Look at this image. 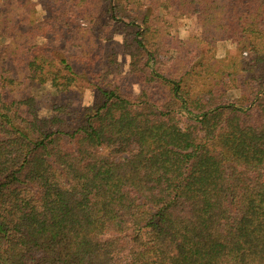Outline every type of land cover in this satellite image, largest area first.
I'll list each match as a JSON object with an SVG mask.
<instances>
[{"label":"trees","instance_id":"16d2710c","mask_svg":"<svg viewBox=\"0 0 264 264\" xmlns=\"http://www.w3.org/2000/svg\"><path fill=\"white\" fill-rule=\"evenodd\" d=\"M0 1V38L9 39L0 63V264H264V92L247 107L264 88V0H104L99 37L130 26L128 72L153 82V97L124 92L108 70L79 68L69 48L46 43L59 44L60 33L29 43L21 59L30 82L97 90L68 116L8 96L19 84L9 64L15 21L10 0ZM179 5L197 35L168 30L164 17ZM73 7L32 23L59 30ZM219 41L236 49L216 56Z\"/></svg>","mask_w":264,"mask_h":264},{"label":"rangeland","instance_id":"374dc122","mask_svg":"<svg viewBox=\"0 0 264 264\" xmlns=\"http://www.w3.org/2000/svg\"><path fill=\"white\" fill-rule=\"evenodd\" d=\"M143 3H147V1L143 0ZM9 5L15 21V26L10 34L15 37L13 43L16 44L15 52L17 54L15 55L16 62L11 60L9 64L12 74L17 77L19 83L8 92L9 97L16 99L31 97L35 110L37 109L38 113L43 116L52 114L68 116L94 102L97 98L98 92L93 88L65 87L56 83L52 77L41 84L30 82L29 78H26V73L23 71L24 63L21 59L23 56L22 49L29 43L40 45L41 42L45 41L44 37L52 38L53 33L61 34V42L58 44L59 41H57L53 44V42L46 41V43H51L52 45L50 46L57 45L69 48V52L74 54L76 62L82 63L79 68H87L93 72L98 70L101 74H103L104 70H108L109 72H106L108 81L117 84L124 92L131 95H136L140 90H144L152 97L160 94L156 86L153 88V82H139L136 77L128 72V55L123 48V42L124 40L129 42L128 30L130 26L127 29L115 32L112 40L99 37V32H102V36H107V26L104 23L102 24L105 21L101 15L104 0H10ZM72 6H74L72 9L74 13L77 8L81 9L83 7L88 8L90 13L85 16L82 13L80 16H76L74 13L67 14L65 12L64 18L70 17L68 22L63 21L64 24L61 22L57 23H61L59 30L57 27L50 26L37 29L36 25L34 26L32 23L33 18L39 19L45 14L53 15L57 8L64 10ZM145 6L148 5L145 4ZM164 21L169 23V31L177 32L179 39L198 34L199 29L194 17L184 11L183 5H179L177 11L168 12L164 17ZM124 22L131 23L128 20ZM8 40L3 37L0 38V63L2 62L3 64H6L3 54L7 55L3 47ZM226 48L231 52L236 49L228 41H219L217 47H215V55L221 56ZM170 53L175 54V51L172 50ZM170 53L163 55L161 59L164 60ZM109 54H111L110 59H113V61L107 64V55ZM149 65L153 69L152 56L150 57ZM234 87L235 85L229 81L227 88L230 96H235L237 93ZM261 92H264V88L256 93L255 98L247 104V107H252L258 101L257 99H259ZM103 153L109 154L110 149L105 148Z\"/></svg>","mask_w":264,"mask_h":264}]
</instances>
